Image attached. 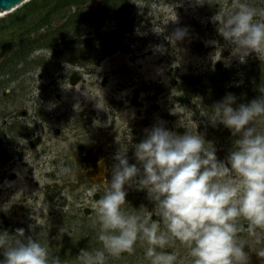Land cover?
Segmentation results:
<instances>
[{
    "label": "rangeland",
    "instance_id": "rangeland-1",
    "mask_svg": "<svg viewBox=\"0 0 264 264\" xmlns=\"http://www.w3.org/2000/svg\"><path fill=\"white\" fill-rule=\"evenodd\" d=\"M81 1L0 11V230L22 227L69 264L81 248L100 246L93 204L116 153L137 163L133 146L162 121L203 135L226 160L237 136L209 122L211 108L229 93L247 104L264 88V52L241 63L217 31L238 0ZM248 2L264 20V0ZM177 28L186 36L173 44ZM125 201L159 219L145 189L126 186ZM238 235L247 264H264ZM174 246L184 264L186 249ZM107 264H147L143 246Z\"/></svg>",
    "mask_w": 264,
    "mask_h": 264
},
{
    "label": "clouds",
    "instance_id": "clouds-1",
    "mask_svg": "<svg viewBox=\"0 0 264 264\" xmlns=\"http://www.w3.org/2000/svg\"><path fill=\"white\" fill-rule=\"evenodd\" d=\"M257 16L248 0H238L218 21V33L241 63L249 53L264 52V20ZM185 36L177 28L169 40L175 44ZM259 91L238 105L226 94L208 114L213 126L219 123L237 136L226 160L217 159L203 135L178 134L162 121L145 129L133 146L137 163H129L125 151L116 153L111 177L98 184L102 194L93 204L100 246L81 248L72 264H107L110 257L134 253L138 243L147 264H178L176 241L186 249L184 264H247L242 232L264 258V130L258 128L264 123V88ZM133 185L147 191L159 219L126 204V186ZM0 257V264H69L50 253L47 240L26 236L22 227L0 230Z\"/></svg>",
    "mask_w": 264,
    "mask_h": 264
},
{
    "label": "water",
    "instance_id": "water-1",
    "mask_svg": "<svg viewBox=\"0 0 264 264\" xmlns=\"http://www.w3.org/2000/svg\"><path fill=\"white\" fill-rule=\"evenodd\" d=\"M23 1L24 0H0V11L11 9Z\"/></svg>",
    "mask_w": 264,
    "mask_h": 264
},
{
    "label": "bare ground",
    "instance_id": "bare-ground-1",
    "mask_svg": "<svg viewBox=\"0 0 264 264\" xmlns=\"http://www.w3.org/2000/svg\"><path fill=\"white\" fill-rule=\"evenodd\" d=\"M26 1H29V0H25L24 2H26ZM24 2H22L21 4L15 6V7H13V8H11V10H13V9H15V8H17V7H19V6L22 5ZM7 10H10V9H7ZM2 11H3V10H2ZM92 148H94V147L90 146L89 151H91ZM98 153H99V152H98ZM98 153L94 156V160H93V161H94L95 163H97V162L99 161V156H98V155H100V154H98ZM96 172H97V174H99V173H101L102 171H101V170H98V171H96ZM94 176H97V175H94Z\"/></svg>",
    "mask_w": 264,
    "mask_h": 264
},
{
    "label": "trees",
    "instance_id": "trees-1",
    "mask_svg": "<svg viewBox=\"0 0 264 264\" xmlns=\"http://www.w3.org/2000/svg\"><path fill=\"white\" fill-rule=\"evenodd\" d=\"M82 1L81 0H66V5H78L79 3H81Z\"/></svg>",
    "mask_w": 264,
    "mask_h": 264
}]
</instances>
